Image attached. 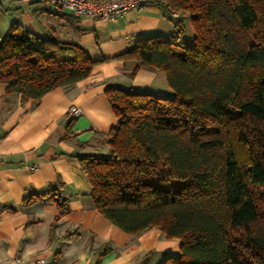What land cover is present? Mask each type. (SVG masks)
Masks as SVG:
<instances>
[{
	"label": "trees",
	"instance_id": "16d2710c",
	"mask_svg": "<svg viewBox=\"0 0 264 264\" xmlns=\"http://www.w3.org/2000/svg\"><path fill=\"white\" fill-rule=\"evenodd\" d=\"M153 3L180 13L172 35H148L119 57L136 60L131 74L162 73L173 93L105 90L116 117L108 153L75 156L94 207L127 234L158 227L177 239L158 264H264V0ZM95 63L53 34L10 24L0 36L4 93L34 104ZM37 201L67 209L62 186L22 204Z\"/></svg>",
	"mask_w": 264,
	"mask_h": 264
},
{
	"label": "crops",
	"instance_id": "0c3cea01",
	"mask_svg": "<svg viewBox=\"0 0 264 264\" xmlns=\"http://www.w3.org/2000/svg\"><path fill=\"white\" fill-rule=\"evenodd\" d=\"M10 24L76 43L96 63L89 76L46 92L36 104L6 95L0 82V264H158L174 255L179 241L166 239L160 228L130 235L100 215L75 157L108 153L116 124L108 87L172 95L162 73L139 67L131 74L136 60L119 57L148 35L169 38L170 10L149 3L106 20L61 13L40 0H0V36ZM71 106L82 115L70 118ZM59 186L65 211L51 201L22 204L28 194Z\"/></svg>",
	"mask_w": 264,
	"mask_h": 264
},
{
	"label": "built area",
	"instance_id": "2783aa9c",
	"mask_svg": "<svg viewBox=\"0 0 264 264\" xmlns=\"http://www.w3.org/2000/svg\"><path fill=\"white\" fill-rule=\"evenodd\" d=\"M45 3L53 4L61 13L69 12L74 16H88L92 18H102L114 20L129 10H141L154 0H40ZM179 12H171L172 17H178ZM82 115V109L78 106H71L68 116L72 119ZM35 166L32 167V169ZM42 264L43 260H36Z\"/></svg>",
	"mask_w": 264,
	"mask_h": 264
},
{
	"label": "rangeland",
	"instance_id": "374dc122",
	"mask_svg": "<svg viewBox=\"0 0 264 264\" xmlns=\"http://www.w3.org/2000/svg\"><path fill=\"white\" fill-rule=\"evenodd\" d=\"M185 26H186V30H185V36H187L189 33L192 32L191 26L189 24L188 20H185ZM189 36V35H188Z\"/></svg>",
	"mask_w": 264,
	"mask_h": 264
}]
</instances>
